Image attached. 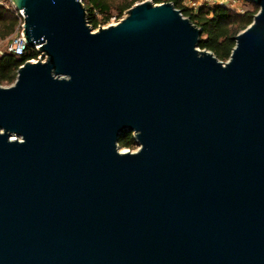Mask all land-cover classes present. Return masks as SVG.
Masks as SVG:
<instances>
[{
    "label": "water",
    "instance_id": "95a60500",
    "mask_svg": "<svg viewBox=\"0 0 264 264\" xmlns=\"http://www.w3.org/2000/svg\"><path fill=\"white\" fill-rule=\"evenodd\" d=\"M82 1L10 0L43 59L0 86V264H264V0L225 63L171 3Z\"/></svg>",
    "mask_w": 264,
    "mask_h": 264
},
{
    "label": "trees",
    "instance_id": "16d2710c",
    "mask_svg": "<svg viewBox=\"0 0 264 264\" xmlns=\"http://www.w3.org/2000/svg\"><path fill=\"white\" fill-rule=\"evenodd\" d=\"M145 0H83L86 20L92 30L105 26L112 17L121 15L133 5ZM154 4L171 3L182 16L198 27L202 34L198 47L211 52L217 60L225 63L235 46L234 37L244 31L253 21L258 7L239 12L234 7L219 4H204L196 9L186 7L184 0H150ZM243 1V0H241ZM20 28L19 17L13 12L0 7V41L11 40ZM39 53L35 48L26 47L22 55L3 52L0 54V86L14 83L17 70L25 62L37 60ZM120 147L134 149L136 143L132 134L119 142Z\"/></svg>",
    "mask_w": 264,
    "mask_h": 264
},
{
    "label": "built area",
    "instance_id": "2783aa9c",
    "mask_svg": "<svg viewBox=\"0 0 264 264\" xmlns=\"http://www.w3.org/2000/svg\"><path fill=\"white\" fill-rule=\"evenodd\" d=\"M238 1H241V0H187V3H185V1H184V5L186 7L192 8V9H196L197 7H200L204 4H208V5L219 4V5L233 7L234 3L238 2ZM189 5H191V6H189ZM0 7L4 8L6 10H9V11H13L19 17L20 28L16 31V33L11 38V40H9V42L7 44L6 52L20 56V55H22V53L25 51V49L27 47L24 40H23L22 34H21V25L23 22L22 11L16 10L14 8V6L12 5V3L10 2V0H0ZM240 12H242V11H240ZM103 27H106V26H103ZM38 59H41V60L43 59L40 54H39L37 60ZM31 62H36V60H31Z\"/></svg>",
    "mask_w": 264,
    "mask_h": 264
},
{
    "label": "rangeland",
    "instance_id": "374dc122",
    "mask_svg": "<svg viewBox=\"0 0 264 264\" xmlns=\"http://www.w3.org/2000/svg\"><path fill=\"white\" fill-rule=\"evenodd\" d=\"M184 1H185V3H187V0H184ZM241 2L244 3V4H246V5L243 7V6H241L240 2L238 1V2H235L234 3V6L233 7L236 10H239V11L244 10L243 8H245V10L246 9L247 10H252L253 9V6L251 4H248L245 1H241ZM189 6H191V5H189ZM125 12L121 15L120 18L112 17L111 20L108 22V24H106L105 26L111 25V24L114 25L115 23H117V21H119L120 19H122L125 16ZM96 30H93V31H96ZM8 42H9L8 39L5 40V41H0V54H2L3 52H6ZM1 87L6 88V87H9V86H1ZM132 138H133V135H132ZM137 149H138L137 146H135V148L131 150V149L127 148V147H120L119 144H118V150H119V152H123V151L124 152H127V151L135 152V151H137Z\"/></svg>",
    "mask_w": 264,
    "mask_h": 264
},
{
    "label": "crops",
    "instance_id": "0c3cea01",
    "mask_svg": "<svg viewBox=\"0 0 264 264\" xmlns=\"http://www.w3.org/2000/svg\"><path fill=\"white\" fill-rule=\"evenodd\" d=\"M240 2V4H241V6H245L246 4H244V3H242L241 1H239ZM244 10H245V8H243ZM239 11V10H238ZM243 11V10H242ZM240 12V11H239Z\"/></svg>",
    "mask_w": 264,
    "mask_h": 264
},
{
    "label": "bare ground",
    "instance_id": "6f19581e",
    "mask_svg": "<svg viewBox=\"0 0 264 264\" xmlns=\"http://www.w3.org/2000/svg\"><path fill=\"white\" fill-rule=\"evenodd\" d=\"M115 25V24H114ZM33 63H35V62H33ZM124 152V151H123Z\"/></svg>",
    "mask_w": 264,
    "mask_h": 264
}]
</instances>
